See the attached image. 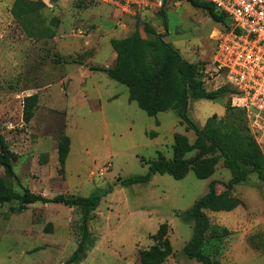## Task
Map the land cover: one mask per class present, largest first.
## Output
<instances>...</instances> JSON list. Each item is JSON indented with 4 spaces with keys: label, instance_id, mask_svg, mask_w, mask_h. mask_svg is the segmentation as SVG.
I'll list each match as a JSON object with an SVG mask.
<instances>
[{
    "label": "rangeland",
    "instance_id": "rangeland-1",
    "mask_svg": "<svg viewBox=\"0 0 264 264\" xmlns=\"http://www.w3.org/2000/svg\"><path fill=\"white\" fill-rule=\"evenodd\" d=\"M27 1L34 4L26 14L60 16L62 29L57 30L64 32L71 25L74 13L109 14L126 22L127 29L137 27L144 37H151L141 27V21H148L157 32L165 34L162 38L175 47L183 59L196 65L209 61L215 46V39L211 36L213 28L219 27V23L205 9L191 5L187 0L173 5L167 3L176 0H162L161 6L141 7L147 12L143 17L132 9L98 0ZM0 2H3L0 4L1 26H6V16L12 10L22 12L24 3L13 1L12 4L11 0ZM104 20L107 27H113L112 18ZM35 23L28 20L21 21L20 28L17 25V46L27 49L35 42L33 38L38 40L35 34L24 32ZM73 29L75 33H83L76 27L70 32ZM5 34L7 32L0 36V48L12 46L13 42L10 43V37ZM73 36L79 38V35ZM48 45H51L50 41L44 44ZM104 46L110 49L107 43ZM65 47L60 45L61 52ZM11 57L5 48L0 50V133L10 149H16L22 156L28 151L24 143L36 139L37 135L30 131V125L23 124L21 116L23 92L20 90L29 85L26 78L17 81L22 57L17 63ZM103 78H106V83L101 81ZM93 80L99 84L101 105H104L102 112L98 106L91 105L92 101L90 105L93 108L88 102L84 104L85 99L66 96L60 91V85H54L52 89L58 94L55 103L66 111H56L51 117L53 123H45L47 119L41 118L44 124L39 121V127L44 131L53 127L59 133L69 135V154L62 171L58 156L52 158L53 163L47 172L41 168L48 159L43 154L26 155L14 160V171L20 182L33 192L46 196L59 193L89 195L101 188H112L93 211L88 222L90 237L86 248L72 264H141L139 251L156 242L152 235L164 222L168 225L167 237L173 253L161 264H200L187 258L183 252L184 244L192 235L193 225V220L185 216V211L209 190L211 180L216 182V192L224 190V182L231 176L230 170L220 157L213 173L203 179L189 170L180 179L167 173H153L146 182L120 183L121 179L129 176L145 174L149 165L144 160L157 158L158 152L171 158L175 132L186 134L190 142L195 140L196 134L186 127L173 109L156 115L147 114L134 100L128 99L127 86L109 75H95ZM89 82L92 79L85 83V94L94 99L95 87ZM203 84L206 89L215 90L213 83ZM110 94L116 97L106 100ZM230 111L227 94L223 91L216 99L188 100V114L199 126H203L212 114L223 117ZM107 162L110 166L106 169ZM0 176L8 185L21 190L15 178L5 176L2 166ZM232 195L241 199L243 204L227 211L205 209L210 221V229L205 233V252L212 259H217L218 264H264V180L252 172L243 182L235 184ZM17 205L16 201L0 204V264H63L78 242L79 212L62 203L37 201L23 209H18ZM223 229L227 233L222 234L217 242L212 232H223Z\"/></svg>",
    "mask_w": 264,
    "mask_h": 264
},
{
    "label": "trees",
    "instance_id": "trees-1",
    "mask_svg": "<svg viewBox=\"0 0 264 264\" xmlns=\"http://www.w3.org/2000/svg\"><path fill=\"white\" fill-rule=\"evenodd\" d=\"M187 1L195 7L205 9L217 23L229 25L227 16L211 4L202 0ZM14 3H24L22 5L24 13L12 10L18 23L34 21L32 18L22 17L33 9L34 3L27 0H14ZM141 27L151 37L142 36L136 27L125 37L111 38L110 43L117 53L115 64L111 67L91 66V69L103 70L111 78L125 84L129 99L136 101L137 105L149 115H156L167 109L175 110L181 121L186 123V127L194 131L196 138L190 142L186 134L175 132L171 158H166L162 152H158L157 158L143 159L148 163L149 170L145 174L121 179L120 183L127 185L146 182L153 173H167L175 179H180L189 170H192L197 178L203 179L213 173L216 162L222 157L223 164L230 170L231 176L227 182H224V190L219 193L215 190V180H211L208 183L209 190L186 209L185 216L193 220V225L192 235L183 246L187 258L194 259L200 264H218L217 259H212L204 249L205 233L210 229V221L205 209L227 211L243 204L241 199L232 195V191L235 184L243 182L252 172L257 173L258 177L264 180V148L258 145L250 133L243 110L231 107L228 98L230 112L223 117L212 114L203 126L197 125L188 114L189 98L216 99L222 91L227 94L226 89H206L204 80L200 77L203 63L196 65L183 59L180 52L162 38L165 34L157 32L148 21H141ZM37 104V93L23 97L21 116L24 123L30 121ZM57 139L58 161L62 171L70 149V137L60 133ZM194 149L195 153L187 156ZM16 159L17 154L10 149L5 137L0 133V166L3 167L5 176L15 178L21 188L16 190L0 176V204L16 201L18 209H23L28 204L41 201L62 203L76 209L79 212L77 222L79 238L75 249L63 264L76 262L85 250L90 237L88 222L92 218L93 211L99 205L101 198L112 188H101L89 195L59 193L46 196L35 193L20 182L14 171L13 161ZM167 232V223H161L152 235L156 242L139 251L141 264H161L173 253ZM225 233H227L226 229H223V232L213 230L212 237L218 242Z\"/></svg>",
    "mask_w": 264,
    "mask_h": 264
},
{
    "label": "crops",
    "instance_id": "crops-1",
    "mask_svg": "<svg viewBox=\"0 0 264 264\" xmlns=\"http://www.w3.org/2000/svg\"><path fill=\"white\" fill-rule=\"evenodd\" d=\"M13 1L14 0H11L12 4ZM177 2L179 3L181 0L169 2L167 5L177 4ZM1 3L3 2H0V4ZM153 4L161 6L162 0H151L149 5L151 6ZM163 7H165V4L162 8ZM135 12L140 13L141 17L147 15V12L142 8H138ZM22 17H29L37 22L28 29L22 28L24 29V32H27L28 34H35L38 40L33 38V41L35 42H33L27 49L25 46H22V48L17 46L15 41L18 39L19 28L22 25L18 23L12 13H9V15L6 16V26H1V21L3 19L0 17V36L7 32V34H5L6 37H10V43H13L11 44L12 46L8 45L7 47H1L0 50L5 48L6 52L10 53L12 56L10 59H13L15 63L20 62V56L22 57L19 64V66H21V70L17 72L16 77L18 78V82L24 78L28 79L29 85L20 90V92H23V97L32 93H37L38 95V104L34 115L28 123L23 124L26 126L30 125V131L35 133L37 136L36 139L24 143V148L28 149V151L22 156H20L21 152H18L16 149H13L12 151L17 154L18 160L26 155L40 156V154H43L45 158L47 156L48 159L41 165V168L46 169L45 172H47L50 170V164L53 163L52 158L58 156L57 135L60 133L58 132V129H54L53 127H50L48 131H44L41 127H39V121L44 124V121H41V118H46L47 121L45 123H53L51 121V117L54 113H56V111H66L64 107H59V105L55 103V100L58 98V94L53 91L52 88L54 85L58 84L60 85V91H62V93L66 96L69 95L77 100L85 99L84 104L88 102L90 107L91 105L98 106L102 112L104 105L103 103L101 105L102 97L100 95L99 84L97 81L93 80V77L95 75L102 74L107 76L108 74L103 70L91 69V66H113L116 61L117 53L112 47L110 39L125 37L131 32V30L134 29H127L126 22L121 21L119 18L109 16V14H96V16H94V14L82 13L79 15L74 13L71 17L72 23L69 28L65 30V32L64 30H57L59 28L62 29V24H59L62 22V18L60 16H55V14H26L22 15ZM108 18H112L114 20L112 23L113 27H107L104 19ZM18 24L19 28L17 26ZM75 27L79 32L82 30L83 33H75L74 29L70 32V30ZM216 29L217 27L213 28L214 33ZM62 32H64V34ZM73 35H79V38ZM49 41L51 45L44 46V44H48ZM105 43L109 45V50L104 46ZM63 44L67 47H65V50L61 52L60 45ZM99 54L100 59H98ZM50 61L52 64H50ZM23 66L26 67L23 69ZM88 79H92V82H89V85L95 87V95L92 96L94 99H91V97L88 98L85 94V89L87 88L85 87V83ZM101 81L106 83V78H103ZM115 97V94H110L106 97V100ZM90 101H92L91 105ZM62 132H64V130ZM90 172H92V169H90Z\"/></svg>",
    "mask_w": 264,
    "mask_h": 264
},
{
    "label": "built area",
    "instance_id": "built-area-1",
    "mask_svg": "<svg viewBox=\"0 0 264 264\" xmlns=\"http://www.w3.org/2000/svg\"><path fill=\"white\" fill-rule=\"evenodd\" d=\"M136 11L151 0H98ZM229 19L219 23L209 61L201 67L204 83L224 88L230 106L242 109L255 141L264 148V0H202ZM106 169L110 163H106Z\"/></svg>",
    "mask_w": 264,
    "mask_h": 264
}]
</instances>
